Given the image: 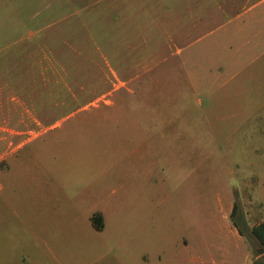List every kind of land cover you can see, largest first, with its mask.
<instances>
[{
    "label": "rangeland",
    "instance_id": "rangeland-1",
    "mask_svg": "<svg viewBox=\"0 0 264 264\" xmlns=\"http://www.w3.org/2000/svg\"><path fill=\"white\" fill-rule=\"evenodd\" d=\"M251 72L264 0H0V264H258Z\"/></svg>",
    "mask_w": 264,
    "mask_h": 264
},
{
    "label": "crops",
    "instance_id": "crops-1",
    "mask_svg": "<svg viewBox=\"0 0 264 264\" xmlns=\"http://www.w3.org/2000/svg\"><path fill=\"white\" fill-rule=\"evenodd\" d=\"M264 84V73H262V76L261 75H259L257 72H251V88L254 90V91H256L258 88H259V86H261V85H263ZM155 115H157L156 113L155 114H150V113H148V115H146V116H155ZM81 117V116H79V115H77V114H68V115H63V116H61V117H59V118H57V119H55V124L54 125H51V126H49V127H46L44 130L43 129H41V130H39V131H37V133L35 134V136H33V137H30V138H27V139H25V140H23V141H20V142H18V143H16V145L14 146V151H13V153L19 148V147H21L24 143H26V142H28L29 140H32V139H34V138H36L37 136H39L40 134H42L43 132H45V131H48V130H50V129H57V128H61L62 126H63V123L66 121V120H68V119H71V118H73V117ZM158 116H160V117H162L163 119H165L164 117H166V116H168V115H158ZM157 116V117H158ZM76 117V118H77ZM82 117H90V118H96L95 116H82ZM102 117H108V116H102ZM125 117H128L129 118V121H131V122H133V121H135V122H150L151 123V129H153L154 130V128H156L157 129V127L155 126L154 128H153V123L154 122H156V120H159L160 119V117H158V118H154V117H149V118H143V117H135V116H124V118ZM159 123H160V121H159ZM158 123V124H159ZM149 126V125H148ZM161 129L162 128H164V127H160ZM28 132V131H27ZM11 134L10 135H23V134H25L26 133V131H19V130H14V131H12V132H10ZM149 133H153V134H155L154 133V131H150ZM159 135V134H158ZM1 139V138H0ZM3 140H4V138H2ZM1 141V140H0ZM169 143H170V141H168V139H167V141H164V144L165 145H169ZM10 144H12V142L11 141H9L8 142V145H10ZM94 214H98V215H100L101 216V218H102V226L100 227V228H96L95 227V225L93 224V222H92V228H94L97 232H102L103 230H105L106 229V227H107V217H108V213H107V211H106V209H105V207H98V208H94V210L92 211V215L90 216V218H91V221H92V216L94 215ZM219 215H220V224L218 225V226H220V229H224V228H226L227 229V231L230 233V234H234V235H236L238 238H239V240L240 239H243L242 238V236L239 234V232L237 231V229H236V227L232 224V222H230V220H228V218H226V216L224 215V214H221V212H219ZM263 222H264V219L262 220ZM246 245V244H245ZM187 247V245H184V248H186ZM246 251H248V247H247V245H246ZM248 254H249V251H248ZM253 259H252V257H251V264L253 263V261H252ZM203 260H200V262H202ZM178 264H181L180 263V261H178L177 262ZM202 263H204V261L202 262Z\"/></svg>",
    "mask_w": 264,
    "mask_h": 264
},
{
    "label": "trees",
    "instance_id": "trees-1",
    "mask_svg": "<svg viewBox=\"0 0 264 264\" xmlns=\"http://www.w3.org/2000/svg\"><path fill=\"white\" fill-rule=\"evenodd\" d=\"M92 222L96 228H100L102 226V218L98 214H94L92 216ZM237 228V227H236ZM239 233L243 235V231L237 228ZM251 234L258 240L261 246L264 248V222H260L251 227ZM258 264H264V256L262 259L258 260Z\"/></svg>",
    "mask_w": 264,
    "mask_h": 264
},
{
    "label": "water",
    "instance_id": "water-1",
    "mask_svg": "<svg viewBox=\"0 0 264 264\" xmlns=\"http://www.w3.org/2000/svg\"><path fill=\"white\" fill-rule=\"evenodd\" d=\"M259 252L262 251V250H258Z\"/></svg>",
    "mask_w": 264,
    "mask_h": 264
}]
</instances>
